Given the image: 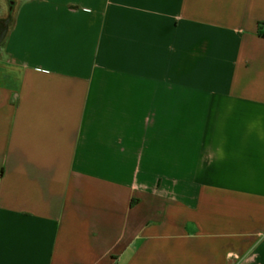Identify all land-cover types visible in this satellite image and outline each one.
I'll return each instance as SVG.
<instances>
[{"label":"crops","instance_id":"obj_1","mask_svg":"<svg viewBox=\"0 0 264 264\" xmlns=\"http://www.w3.org/2000/svg\"><path fill=\"white\" fill-rule=\"evenodd\" d=\"M0 23V264H264V0Z\"/></svg>","mask_w":264,"mask_h":264},{"label":"trees","instance_id":"obj_2","mask_svg":"<svg viewBox=\"0 0 264 264\" xmlns=\"http://www.w3.org/2000/svg\"><path fill=\"white\" fill-rule=\"evenodd\" d=\"M259 35L264 38V23H259Z\"/></svg>","mask_w":264,"mask_h":264},{"label":"flooded vegetation","instance_id":"obj_3","mask_svg":"<svg viewBox=\"0 0 264 264\" xmlns=\"http://www.w3.org/2000/svg\"><path fill=\"white\" fill-rule=\"evenodd\" d=\"M4 26H5L4 23H0V31H1V30H4V28H5Z\"/></svg>","mask_w":264,"mask_h":264},{"label":"water","instance_id":"obj_4","mask_svg":"<svg viewBox=\"0 0 264 264\" xmlns=\"http://www.w3.org/2000/svg\"><path fill=\"white\" fill-rule=\"evenodd\" d=\"M4 33H5L4 30H1V31H0V39L4 36Z\"/></svg>","mask_w":264,"mask_h":264}]
</instances>
